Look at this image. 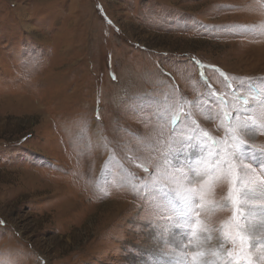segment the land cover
I'll return each instance as SVG.
<instances>
[{"label":"rangeland","instance_id":"rangeland-1","mask_svg":"<svg viewBox=\"0 0 264 264\" xmlns=\"http://www.w3.org/2000/svg\"><path fill=\"white\" fill-rule=\"evenodd\" d=\"M170 256L264 264V0H0V264Z\"/></svg>","mask_w":264,"mask_h":264},{"label":"bare ground","instance_id":"bare-ground-1","mask_svg":"<svg viewBox=\"0 0 264 264\" xmlns=\"http://www.w3.org/2000/svg\"><path fill=\"white\" fill-rule=\"evenodd\" d=\"M178 238V237H177ZM176 245V244H175ZM209 250V249H208ZM214 251V250H213ZM157 256H159V255H157ZM171 257V256H170ZM165 259V258H164ZM167 259V258H166ZM173 259H175L173 256L171 257V259H169V262L171 263V264H175V262H174V260ZM178 260V259H177ZM210 260H211V258H210ZM213 261H211L210 263H212ZM216 262V261H215ZM196 264H202V262L201 263H196ZM209 264V263H208Z\"/></svg>","mask_w":264,"mask_h":264}]
</instances>
